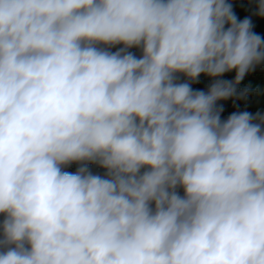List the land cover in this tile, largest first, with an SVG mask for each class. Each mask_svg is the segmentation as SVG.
Listing matches in <instances>:
<instances>
[{
	"label": "clouds",
	"instance_id": "obj_1",
	"mask_svg": "<svg viewBox=\"0 0 264 264\" xmlns=\"http://www.w3.org/2000/svg\"><path fill=\"white\" fill-rule=\"evenodd\" d=\"M260 65L229 0H0V264H264Z\"/></svg>",
	"mask_w": 264,
	"mask_h": 264
},
{
	"label": "trees",
	"instance_id": "obj_2",
	"mask_svg": "<svg viewBox=\"0 0 264 264\" xmlns=\"http://www.w3.org/2000/svg\"><path fill=\"white\" fill-rule=\"evenodd\" d=\"M233 7V6H232ZM234 14L237 16L236 12L233 9ZM238 18V16H237ZM238 20H240L238 18ZM253 31L260 35L262 40L261 32L253 26ZM115 50V49H113ZM132 51L136 52L139 55L138 50L133 49ZM235 75L231 78L234 80ZM212 82V78L207 77L205 75H201L199 77V82L192 85L193 89L196 90H207L208 86ZM244 89H248V94L245 99H235L233 105H228L226 101H219V104L223 106L224 111L222 112L221 116L222 119H226L230 114L233 112L238 111H248L250 113L255 114L257 111L264 112V65L258 66L255 71H252L245 75L244 79L237 87V92H241ZM93 172L103 173V169H100L96 166H91ZM76 169V165L70 166L67 170L74 172ZM181 194L182 191H181ZM0 217L3 218L2 215Z\"/></svg>",
	"mask_w": 264,
	"mask_h": 264
},
{
	"label": "rangeland",
	"instance_id": "obj_3",
	"mask_svg": "<svg viewBox=\"0 0 264 264\" xmlns=\"http://www.w3.org/2000/svg\"><path fill=\"white\" fill-rule=\"evenodd\" d=\"M232 4L234 11L236 12L238 18L243 20L245 18H250L253 26H255L262 34L264 38V17H259L255 15L256 11V0H229ZM235 70L225 73L220 79L229 80L235 75ZM234 99L226 100L228 105H233ZM219 103V102H218ZM0 217V221H2Z\"/></svg>",
	"mask_w": 264,
	"mask_h": 264
}]
</instances>
